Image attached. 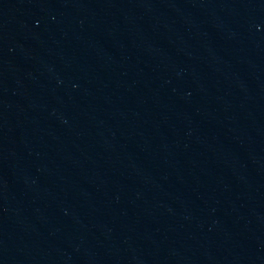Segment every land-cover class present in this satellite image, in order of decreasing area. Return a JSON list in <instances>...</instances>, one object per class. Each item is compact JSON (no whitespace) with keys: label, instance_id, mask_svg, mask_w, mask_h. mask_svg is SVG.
<instances>
[{"label":"water","instance_id":"95a60500","mask_svg":"<svg viewBox=\"0 0 264 264\" xmlns=\"http://www.w3.org/2000/svg\"><path fill=\"white\" fill-rule=\"evenodd\" d=\"M264 149V0H134Z\"/></svg>","mask_w":264,"mask_h":264}]
</instances>
